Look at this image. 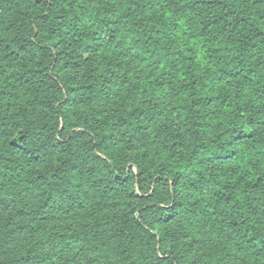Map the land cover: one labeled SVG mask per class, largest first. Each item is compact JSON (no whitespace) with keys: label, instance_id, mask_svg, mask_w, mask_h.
<instances>
[{"label":"trees","instance_id":"obj_1","mask_svg":"<svg viewBox=\"0 0 264 264\" xmlns=\"http://www.w3.org/2000/svg\"><path fill=\"white\" fill-rule=\"evenodd\" d=\"M262 164L264 0H0V264H264Z\"/></svg>","mask_w":264,"mask_h":264},{"label":"rangeland","instance_id":"obj_2","mask_svg":"<svg viewBox=\"0 0 264 264\" xmlns=\"http://www.w3.org/2000/svg\"><path fill=\"white\" fill-rule=\"evenodd\" d=\"M21 222H24V221H21ZM31 224L36 226L37 222L31 223ZM45 224L48 226H51L53 229L61 228V227H75L78 224V217H77V214L72 215L67 220L66 223H64V222L63 223L47 222ZM192 231L199 232V229L194 228V229H192ZM202 234H204V233L201 232L199 235L202 237ZM28 241H29V238L24 233V234H19V237L16 235V237L13 239V242H10L7 245L9 246L10 249L21 251L23 248L25 249L26 246L28 247V245H29ZM37 247L40 248V250L38 249V251L42 253L43 259L37 260L35 264H53V261L55 262V260L57 258H70V262H71V260L75 259L74 260V262H75V261H79V259L81 258L80 253L77 249H74L71 252L72 254L66 255V254H64L65 252H63L62 249H60V248L47 249L42 244H38ZM2 255H3V252L0 250V257Z\"/></svg>","mask_w":264,"mask_h":264},{"label":"snow or ice","instance_id":"obj_3","mask_svg":"<svg viewBox=\"0 0 264 264\" xmlns=\"http://www.w3.org/2000/svg\"><path fill=\"white\" fill-rule=\"evenodd\" d=\"M261 167H264V164H262ZM260 179L264 180V175H262V176L260 177ZM172 200H173V201L175 200V196H172ZM167 210H171V209H167Z\"/></svg>","mask_w":264,"mask_h":264}]
</instances>
